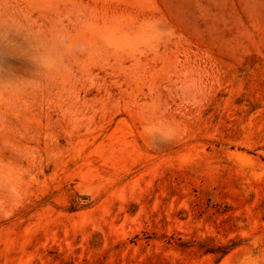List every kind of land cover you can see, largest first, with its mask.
<instances>
[{
  "label": "rangeland",
  "instance_id": "374dc122",
  "mask_svg": "<svg viewBox=\"0 0 264 264\" xmlns=\"http://www.w3.org/2000/svg\"><path fill=\"white\" fill-rule=\"evenodd\" d=\"M0 264H264V0H0Z\"/></svg>",
  "mask_w": 264,
  "mask_h": 264
}]
</instances>
